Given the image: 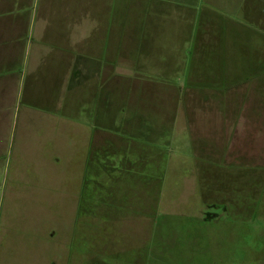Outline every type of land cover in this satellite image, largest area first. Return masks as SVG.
<instances>
[{
	"label": "crops",
	"instance_id": "obj_1",
	"mask_svg": "<svg viewBox=\"0 0 264 264\" xmlns=\"http://www.w3.org/2000/svg\"><path fill=\"white\" fill-rule=\"evenodd\" d=\"M263 71L264 0H0V179L11 198L76 200L69 257L92 191L115 199L107 182L140 181L131 156L174 146L184 96L235 136L264 118Z\"/></svg>",
	"mask_w": 264,
	"mask_h": 264
},
{
	"label": "rangeland",
	"instance_id": "obj_2",
	"mask_svg": "<svg viewBox=\"0 0 264 264\" xmlns=\"http://www.w3.org/2000/svg\"><path fill=\"white\" fill-rule=\"evenodd\" d=\"M197 104L216 110L184 96L174 146L156 161L151 149L131 156L140 181L107 182L116 202L92 191L69 257L58 230L72 225L76 200L11 198L1 178L0 264H264V118L236 119L229 137L223 123L204 131Z\"/></svg>",
	"mask_w": 264,
	"mask_h": 264
}]
</instances>
